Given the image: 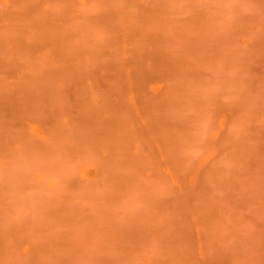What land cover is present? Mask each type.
I'll list each match as a JSON object with an SVG mask.
<instances>
[{
	"label": "rangeland",
	"instance_id": "rangeland-1",
	"mask_svg": "<svg viewBox=\"0 0 264 264\" xmlns=\"http://www.w3.org/2000/svg\"><path fill=\"white\" fill-rule=\"evenodd\" d=\"M0 264H264V0H0Z\"/></svg>",
	"mask_w": 264,
	"mask_h": 264
}]
</instances>
